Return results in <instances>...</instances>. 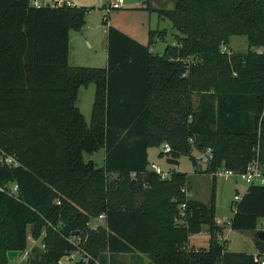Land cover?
<instances>
[{"label": "trees", "instance_id": "16d2710c", "mask_svg": "<svg viewBox=\"0 0 264 264\" xmlns=\"http://www.w3.org/2000/svg\"><path fill=\"white\" fill-rule=\"evenodd\" d=\"M88 12L0 0V264L25 251L30 234L45 247L28 264H60L76 236L102 263L140 253L150 264H257L219 241L213 192L206 204L189 196L185 172L161 178L149 149L169 144V158L194 165L210 149L206 171L242 172L255 161L264 170V0H176L160 16L181 36L162 55L151 51L158 31L142 44L109 25L106 68L69 63L70 34ZM233 36L246 39L245 53L221 51ZM91 84L88 126L76 103ZM101 149L103 167L85 161ZM234 207L230 228L256 231L264 184H250ZM103 213L105 224L92 228ZM203 226L208 247H189Z\"/></svg>", "mask_w": 264, "mask_h": 264}, {"label": "rangeland", "instance_id": "374dc122", "mask_svg": "<svg viewBox=\"0 0 264 264\" xmlns=\"http://www.w3.org/2000/svg\"><path fill=\"white\" fill-rule=\"evenodd\" d=\"M41 5H62L64 3L73 2L74 6L86 7L89 9L86 23L84 26L85 36L78 39L75 38L76 46H82V48L88 51V44L85 39L96 42L95 50L97 54L93 57L99 58L102 55H106L107 49V36L108 26L119 28L126 34L134 37L141 42H149L150 31H158L159 36L154 38V46L152 47L155 53L163 54L166 47L170 45H176L178 37L181 36L180 32L173 28L171 21L167 18L160 16V11H170L175 7L176 0H150L147 4L144 0H37ZM115 3H119L121 8H113ZM105 17L108 20V25L104 24ZM228 51L236 53H245L247 51V42L244 37L233 36L229 40V44L226 46ZM77 62V61H76ZM80 62H88L80 61ZM98 62V61H96ZM85 64V63H82ZM96 64V63H94ZM82 67H91L87 64L80 65ZM97 66V65H96ZM94 68H102L94 67ZM96 86L91 84L87 88L83 87L79 90L77 107L80 109L84 116L88 126L91 125L92 110L95 100ZM162 146L149 149V161L156 163L161 168L169 171L170 169H176L183 171L187 174L189 196L191 198L202 201L208 204L211 200V193L214 195L215 215L216 218L223 220V226L225 227V234L227 241L225 243L226 249L232 252H246L252 253L257 250L255 245L256 233L259 227V221L256 226V231H243L232 230L228 225L229 221L234 213L235 200L234 195L237 194L242 197L247 187L249 186L244 180L236 176H216L214 181L211 174L206 171L207 166L204 161L198 162V165H194L190 158L182 156L179 161L181 163L179 168L167 164V155L160 156L163 153ZM195 156H197L195 154ZM86 162H95L97 168L104 166L105 150L94 154H84ZM105 224L104 219L98 217L92 218L90 226H97ZM30 234V233H29ZM200 239V240H199ZM197 242V243H196ZM200 248H205L208 243V234L205 232H199L190 238V245H202ZM28 246H32L33 242L29 238ZM197 247V248H198ZM79 256L70 260L68 257L63 259L64 264H74ZM106 260L110 264H150V259L146 254L140 253H114L112 256H107ZM9 264H28V261H22L16 259Z\"/></svg>", "mask_w": 264, "mask_h": 264}, {"label": "built area", "instance_id": "2783aa9c", "mask_svg": "<svg viewBox=\"0 0 264 264\" xmlns=\"http://www.w3.org/2000/svg\"><path fill=\"white\" fill-rule=\"evenodd\" d=\"M32 3H33L34 6H41V4L37 0H32ZM58 6H61V5H58ZM113 8H115V9L121 8V5L119 3H115ZM221 51L222 52H226L228 54L230 53L228 51V49L226 48V46H222ZM162 147H163L162 148L163 153L165 155L168 156V155H170L172 153V147L169 144H163ZM211 159H212V155H211V150L210 149H207L204 153H200V154L197 155V160L200 161V162L204 161L206 163L207 168H208V162ZM1 160L5 161L7 164H13L12 158L1 159ZM149 168L151 170H153L154 172H156L157 174H159L161 176V178H163V179L168 178L171 175V171H172V169L167 171V170L161 168L160 166H158L157 164H154V163L150 164ZM208 172L211 174L212 178H215L216 176H225V177L236 176V177H239L242 180H244L249 185L250 184H264V170L259 165L258 161H255L254 163L249 165L242 172H234L233 170L227 169V168H216V169L210 170ZM18 190H19L18 184H13L11 189H10V193L17 194ZM186 190L187 189H185V191ZM240 199H241V197H239L237 194L234 195V200L235 201H239ZM185 208H186V203H183L182 207H181L180 214L178 215L179 222H183V219L186 216ZM234 210H235V207H234ZM98 218L105 219V214L104 213L100 214L98 216ZM215 220H216L217 224L223 225L222 224L223 220H220L218 218H215ZM258 221H259L258 231H264V216L261 217ZM227 223H229V221H227ZM97 226H93L92 228H97ZM224 231H225V227L223 228L222 233L218 236L219 241L221 243H223V244H225L226 241H227V238H226L225 234H223ZM44 233L45 232H43V235H44ZM29 238L33 242L32 246H30V247L28 246L27 249L25 251H23L22 253L19 252V255L17 257V259H21L22 261H25V262L28 261L29 257L33 253V249L36 246H39L41 248L45 247V245L40 242L41 238L40 239H36L31 234H30ZM69 240L72 242V244H74L76 249L74 251L66 254L65 256H63L59 260L60 264H64L63 259L65 257H68L70 260H73V259L76 258V256H79V258L76 261H80L81 260V261H84L85 263L93 262V264H110V262L102 263L98 258H95L92 254H90L84 248H82L80 246L81 241H82V237L81 236H76V237H73V238H69ZM252 257H253V261L256 262L257 264H264V251L260 252L258 250L257 252L252 254Z\"/></svg>", "mask_w": 264, "mask_h": 264}, {"label": "crops", "instance_id": "0c3cea01", "mask_svg": "<svg viewBox=\"0 0 264 264\" xmlns=\"http://www.w3.org/2000/svg\"><path fill=\"white\" fill-rule=\"evenodd\" d=\"M68 4L74 5L73 2H68ZM84 29H82L80 32H72L70 34V42H69V63H70V65L73 66V67H82L80 65H85V64L88 63V65L91 66V67H99V65H100V67L106 68L107 65H108V42L106 44V46H107V49L105 51L106 55H102L99 58H96L98 56L93 57L94 55L97 54V50H95L96 42L89 41L87 38L85 39L86 43L88 44V48H86V49H88V51L84 50L81 45L80 46H76L74 39L75 38H77V39L79 38V37H76V36H80L81 38H83L85 36ZM130 37H132V36H130ZM132 38H134V37H132ZM137 41L142 43V44H147V42H141L139 40H137ZM151 51L154 54H159V53H155L152 48H151ZM160 55H162V54H160ZM81 60L82 61H84V60L86 61L87 60L88 62H80ZM96 61H98V62H96ZM82 63H85V64H82ZM94 63H96V64H94ZM198 162H200V161H198ZM151 164H153V163H151ZM154 164H156V163H154ZM198 164H199L198 167L201 168L200 163H198ZM200 232H205V233L208 234L207 226H203L202 230ZM194 234H196V233H194ZM194 234H190V238H192ZM190 238H189V243H188L189 247L197 248L198 246H200V247L203 246V244L201 242H198V243L202 244V245H197V246L190 245ZM208 239H209V235H208ZM200 247H198V248H200ZM207 247H208V243H206V247L205 248H207ZM257 251H258V249L255 250L254 252H252L251 254H253V253L257 252Z\"/></svg>", "mask_w": 264, "mask_h": 264}, {"label": "water", "instance_id": "95a60500", "mask_svg": "<svg viewBox=\"0 0 264 264\" xmlns=\"http://www.w3.org/2000/svg\"><path fill=\"white\" fill-rule=\"evenodd\" d=\"M167 164L175 166L176 168H179L181 165L179 160L173 159V158H168ZM255 245L257 246V249L260 252L264 251V231H259L257 233L256 239H255ZM7 255H8V258L10 261H14L18 257L19 251L18 250H10V251H8Z\"/></svg>", "mask_w": 264, "mask_h": 264}]
</instances>
